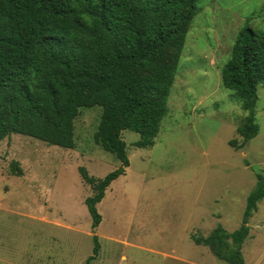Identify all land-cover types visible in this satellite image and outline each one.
<instances>
[{"label":"rangeland","instance_id":"obj_1","mask_svg":"<svg viewBox=\"0 0 264 264\" xmlns=\"http://www.w3.org/2000/svg\"><path fill=\"white\" fill-rule=\"evenodd\" d=\"M180 55L168 112L155 144L136 148L124 131L129 167L97 205L93 230L85 206L92 195L79 168L104 178L120 167L94 139L101 108L80 109L74 149L11 134L0 141V264H228L192 236L218 226L237 230L246 200L264 171V86L257 88L258 135L242 149L236 130L247 112L222 86L221 71L239 32H264V0H198ZM244 264H264V198L248 221Z\"/></svg>","mask_w":264,"mask_h":264},{"label":"trees","instance_id":"obj_2","mask_svg":"<svg viewBox=\"0 0 264 264\" xmlns=\"http://www.w3.org/2000/svg\"><path fill=\"white\" fill-rule=\"evenodd\" d=\"M198 0H0V141L18 134L50 146L75 147L74 120L80 109L101 108L94 139L120 167L102 179L79 168L92 195L85 200L95 230L97 205L129 167L124 131L139 135L136 148H150L168 112V97ZM222 86L247 112L237 128L242 149L258 135L257 88L264 86V32H239ZM264 198L263 175L246 200L241 226L218 225L208 237L192 236L219 260L244 264L248 221ZM91 264L100 251L92 237Z\"/></svg>","mask_w":264,"mask_h":264},{"label":"crops","instance_id":"obj_3","mask_svg":"<svg viewBox=\"0 0 264 264\" xmlns=\"http://www.w3.org/2000/svg\"><path fill=\"white\" fill-rule=\"evenodd\" d=\"M247 240V239H246Z\"/></svg>","mask_w":264,"mask_h":264}]
</instances>
